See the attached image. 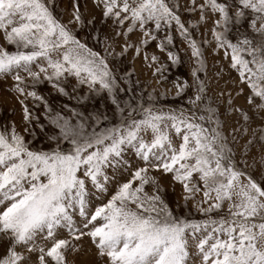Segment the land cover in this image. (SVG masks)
<instances>
[{"label":"snow or ice","instance_id":"snow-or-ice-1","mask_svg":"<svg viewBox=\"0 0 264 264\" xmlns=\"http://www.w3.org/2000/svg\"><path fill=\"white\" fill-rule=\"evenodd\" d=\"M92 6L99 16L72 0L65 21L60 0H0V80L22 113L19 130L0 126V264H264V0ZM209 13L213 40H197ZM176 36L194 66L165 109L136 94L123 61L142 59L162 83L183 63ZM206 47L230 56L237 95L249 90L250 109L219 93L240 114L228 133L207 95ZM163 176L181 188L174 202Z\"/></svg>","mask_w":264,"mask_h":264},{"label":"rangeland","instance_id":"rangeland-1","mask_svg":"<svg viewBox=\"0 0 264 264\" xmlns=\"http://www.w3.org/2000/svg\"><path fill=\"white\" fill-rule=\"evenodd\" d=\"M71 2L72 0H60V8L61 10H67L64 12V20L67 21L69 13L71 11ZM81 8L84 10L85 4H87V14H96L99 16V13L95 11L92 6V0H80ZM183 15V14H182ZM197 17L194 15L192 17V21L194 22ZM213 17L211 14H208V18L203 22L200 27L194 31L195 38L197 40L203 41L207 39L212 41L211 29L213 27ZM136 37L133 36V39ZM0 45H4L7 47L2 38H0ZM175 47L180 51L181 59L183 61L182 64L178 65L175 68H172L170 72L167 74L168 79L162 83H158L156 77L151 75V71L146 67L143 63L142 59L137 58L135 62L132 60V54L130 53L127 57H125L123 61V66H126L130 70L133 71L134 75L132 77V87L136 89V94L143 93V99L147 103L148 97L147 93H153L155 97H159L156 101L157 107H164L167 109L174 104H180L182 101L176 98V90L173 81L176 80L177 77L191 79L190 77V69L194 66L191 60L190 50L187 48V45L181 41V39L176 36L175 39ZM156 50L153 47L148 48V53L151 55ZM187 53V54H186ZM159 56L161 62L166 61V53L156 52ZM204 54L206 58V62L208 65V73L206 79L207 85V95L213 101V107L220 105V113L221 119L224 123V131L228 133L231 128L235 125L236 120L239 117V113H233L231 116L225 114L224 102L227 100V96L221 97L219 93L222 91L227 93H232V99L234 102V106H239L243 109H250L246 102V97L249 94V90L244 87V92L242 95H237L238 88V74L235 70H232L229 67L230 64V56L228 59L224 57V51L221 49L218 53L213 54L211 47L204 48ZM220 68L224 69L223 74L218 77L217 72ZM9 83H11L9 79ZM127 87V85H124ZM41 91L47 95L48 92L52 91L50 87L47 85L42 86ZM71 91V89H69ZM161 93H166L165 96H161ZM188 95H191L189 91ZM128 96H125V99H128ZM187 97H184L186 100ZM53 106L56 108H60V106L64 103L69 104V106L75 105L74 100H68L63 97L52 98ZM98 103H103L102 101H98ZM21 107L14 95L8 90V85L0 80V126L5 124H11L15 122L17 129L21 127ZM259 124V121H256ZM251 135V132H249ZM243 143V141H241ZM239 153V149H237ZM256 149H253V153H256ZM159 175V174H157ZM161 185L167 190L168 198L170 201L174 202L181 195V188L179 185L176 186L175 192L172 191L171 183L169 177L163 176L159 177ZM191 207V204L189 205ZM194 211V210H193ZM195 214V212H194ZM198 216V214H195ZM87 247V244H85ZM94 256L92 254H82L76 258V264H93Z\"/></svg>","mask_w":264,"mask_h":264}]
</instances>
